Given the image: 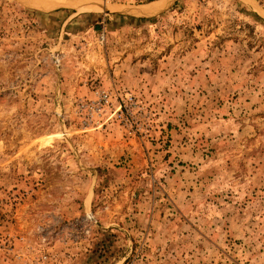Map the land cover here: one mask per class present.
<instances>
[{"label":"rangeland","instance_id":"rangeland-1","mask_svg":"<svg viewBox=\"0 0 264 264\" xmlns=\"http://www.w3.org/2000/svg\"><path fill=\"white\" fill-rule=\"evenodd\" d=\"M0 264H264V14L0 0Z\"/></svg>","mask_w":264,"mask_h":264},{"label":"water","instance_id":"water-1","mask_svg":"<svg viewBox=\"0 0 264 264\" xmlns=\"http://www.w3.org/2000/svg\"><path fill=\"white\" fill-rule=\"evenodd\" d=\"M16 1L27 8L36 10L38 12H44V13L55 11L58 9H69L71 11H77L75 7L65 6V5L56 6L50 9H41V8H38L36 5L29 3L27 0H16ZM73 1L76 2V0H73ZM83 1H86L88 4L93 3L94 5L98 6L103 11H106V12H118L121 14H126V15H131V16H136L133 14V11L149 9L152 4V3H148L145 5H127V4H120V3H112V2H109L108 0H83ZM241 1L250 4L251 6L257 8L259 11H261L264 14V8H261L259 4L256 2V0H241ZM174 2L175 0H170L165 8H163L162 10L156 13H153L147 16H151V15L164 11L165 9L170 7ZM143 17H146V16H143Z\"/></svg>","mask_w":264,"mask_h":264},{"label":"bare ground","instance_id":"bare-ground-1","mask_svg":"<svg viewBox=\"0 0 264 264\" xmlns=\"http://www.w3.org/2000/svg\"><path fill=\"white\" fill-rule=\"evenodd\" d=\"M29 3L36 5L38 8L41 9H50L56 6L65 5V6H71L75 7L77 11H100L102 10L98 6L94 5L93 3H87L83 0H76L74 2L73 0H27ZM170 0H163V1H157L151 4V7L149 9L144 10H137L133 11V14L136 16H147L153 13H156L163 8L166 7V5L169 3Z\"/></svg>","mask_w":264,"mask_h":264},{"label":"built area","instance_id":"built-area-1","mask_svg":"<svg viewBox=\"0 0 264 264\" xmlns=\"http://www.w3.org/2000/svg\"><path fill=\"white\" fill-rule=\"evenodd\" d=\"M103 97L106 98L107 97V94H103Z\"/></svg>","mask_w":264,"mask_h":264}]
</instances>
